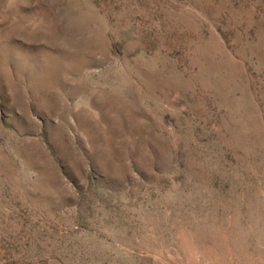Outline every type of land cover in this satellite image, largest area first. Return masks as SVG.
<instances>
[{
  "label": "rangeland",
  "instance_id": "rangeland-1",
  "mask_svg": "<svg viewBox=\"0 0 264 264\" xmlns=\"http://www.w3.org/2000/svg\"><path fill=\"white\" fill-rule=\"evenodd\" d=\"M0 264H264V0H0Z\"/></svg>",
  "mask_w": 264,
  "mask_h": 264
},
{
  "label": "bare ground",
  "instance_id": "bare-ground-1",
  "mask_svg": "<svg viewBox=\"0 0 264 264\" xmlns=\"http://www.w3.org/2000/svg\"><path fill=\"white\" fill-rule=\"evenodd\" d=\"M213 240V239H212ZM214 241V240H213ZM218 243V242H217ZM212 245H214V244H212ZM205 246V245H204ZM203 246V247H204ZM215 246H216V244H215ZM220 247V246H219ZM209 248V247H208ZM223 248H224V246H223ZM206 249V248H205ZM211 249H212V247H211ZM204 250V249H203ZM213 250V249H212ZM221 250H222V248H221ZM209 251V250H208ZM219 251H220V249H219ZM209 252H211V250L209 251ZM208 253V252H207ZM203 254V253H202ZM206 254V253H205ZM204 255V254H203ZM208 258V257H207ZM212 258V257H211ZM220 261V260H219Z\"/></svg>",
  "mask_w": 264,
  "mask_h": 264
}]
</instances>
